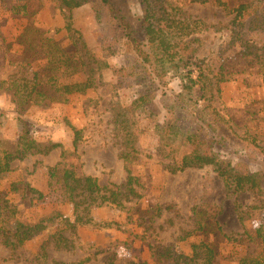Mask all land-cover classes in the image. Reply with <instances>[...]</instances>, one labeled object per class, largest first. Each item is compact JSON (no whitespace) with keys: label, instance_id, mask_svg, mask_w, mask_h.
<instances>
[{"label":"rangeland","instance_id":"obj_1","mask_svg":"<svg viewBox=\"0 0 264 264\" xmlns=\"http://www.w3.org/2000/svg\"><path fill=\"white\" fill-rule=\"evenodd\" d=\"M112 1L139 26V0ZM221 1L233 6L246 0ZM167 3L176 9L177 17L202 24L194 33L199 41L194 42L191 67L195 78L199 71L205 75L208 86L199 90L200 81L183 101L174 97L181 84L175 73H169L155 89L132 54L122 48L112 55L106 53L104 47L112 44L116 30L105 10L95 14L89 5L72 10V27L86 44L82 50L63 28L65 12L56 0H0V80L35 78L38 89L54 96V83L83 81L89 68L94 79L91 88L69 94L64 103L47 98L22 101L13 89L0 84V154L14 149L18 135L26 129L38 141L60 142L67 150L66 167L80 176H96L100 184L122 183L129 169L137 193L116 204L91 202L85 211L91 222L72 230L68 224L75 220L74 204L51 170L61 159L60 150L14 161L15 169L0 177V232H14L17 222L33 225L50 215L52 219L44 220V229L15 248L5 244L0 233V264H74L85 257L89 261L83 264L107 260L113 264H198L201 257L189 259L192 244L201 241L216 251L217 263L237 264V256L254 249L253 242H232L225 234L238 238L244 228L253 231L264 223V201L254 208L260 202L253 194L233 191L211 165L173 174L165 155L175 146L178 157L188 152L190 146L182 140L187 133L193 134L219 158L230 160L236 170L260 171L264 187V153L259 149L264 146L261 59L240 55L242 47L231 41L228 27L233 13L218 1ZM259 44L264 41L257 40ZM104 61L108 66L96 69L97 62ZM120 67L127 68L125 76L113 71ZM138 96L145 97L144 109L140 113L138 109L134 117L140 130L135 142L138 151L125 163L118 156L123 138L115 130L111 106H127ZM71 125L81 130L75 149ZM165 130L176 134L170 135L173 140L164 139L165 134L169 136ZM87 203H80L78 209ZM56 232L67 242H56L52 238Z\"/></svg>","mask_w":264,"mask_h":264},{"label":"trees","instance_id":"obj_2","mask_svg":"<svg viewBox=\"0 0 264 264\" xmlns=\"http://www.w3.org/2000/svg\"><path fill=\"white\" fill-rule=\"evenodd\" d=\"M60 10L64 13L66 22L63 28L69 34V38L82 50L86 49V44L77 29L71 24V14L74 8L83 5H89L96 14L101 9L105 10L113 21V27L116 30L115 38L112 44L106 45L104 50L108 55L117 53L122 48L134 57L135 63L145 73L151 81L153 88L163 84L165 77L169 73H175L180 78V90L174 95L175 100L183 101L194 92V86L201 81L199 90H204L208 86L205 75L199 71L196 78L192 75L191 59L196 47L194 42L199 38L194 33L202 25L200 20H185L176 15V9L168 6L167 0H139L141 4L142 17L137 27L132 18L127 15L126 11L116 5L112 0H56ZM204 1V0H201ZM229 13H233L230 29L231 41L239 43L242 47L240 55H255L258 60L260 72L264 75V44L256 45L258 40L264 41V0H246L237 5L228 6L221 0H216ZM24 10V6H21ZM263 58V60H262ZM97 68L108 66L107 62H97ZM127 68H114L116 75L125 76ZM89 75L83 81L58 84L54 83L55 94L49 96L46 92L38 89L35 78L19 77L8 80H0V84L6 85V89H13L14 94L19 100L30 102L41 101L47 98L55 102H67L68 95L71 93H83L86 89L94 85L92 78L93 68L88 69ZM49 79H51L49 77ZM38 99V100H36ZM174 103V101H173ZM145 97L138 96L127 106L116 104L111 106L113 113V122L117 133L122 134V149L119 152V158L127 162L132 153L138 151L135 147L136 137L140 130L137 129V120L134 118L137 110L144 109ZM73 139L74 149L80 139V129L70 126ZM156 127H159L156 125ZM170 128V127H169ZM169 136H163L169 140L170 135H174L169 130ZM195 135L187 133L182 143L189 145L190 150L180 157L176 151L178 146L169 147L170 155H165L170 159L167 168L171 173H177L190 167H203L211 165L217 175L233 191L247 190L251 192L259 205L253 206L260 208L261 202L264 201V187L261 185L262 173L260 171L251 172L249 170L238 171L230 160L221 159L209 147L204 140L196 139ZM173 138L170 137V141ZM254 141V137L251 139ZM169 143V141H166ZM164 143V145L166 144ZM168 145V144H166ZM60 150V161L51 169L57 180L63 185V190L67 200L73 202L75 210V220L69 222L72 230L77 225L91 222V218L85 212L91 202L96 200L108 201L110 203H119L121 199L133 194L137 196L133 188L135 177L127 169V178L120 184H100L98 178L93 175H77L73 170L66 167L65 153L63 145L54 140L38 141L30 132L24 129L18 135L16 145L12 150H2L0 154V177L15 169L12 166L14 161H21L30 155H48L53 150ZM264 153V146L259 147ZM27 189L37 193L38 197L42 192L27 186ZM82 200H75L76 196L83 195ZM87 203L86 206L78 209L80 203ZM51 215L44 217L36 224L29 225L21 222L16 223L14 232H0L4 237V242L10 248H15L26 239L32 237L35 233L44 229L43 221H50ZM198 228L202 225L197 222ZM227 240L232 242H253L254 249L246 251L236 257L237 264H264V223H260L253 231H247L245 228L239 237L225 234ZM52 238L56 241L67 242L59 232L53 234ZM167 250V249H166ZM193 254L189 260L201 257L198 264H219L214 260L216 251L206 242L192 244ZM44 253V246L41 247ZM166 254V252H165ZM168 255V254H167ZM180 257V256H178ZM89 261L88 257L75 262L74 264H83ZM54 264H59L55 262ZM105 264H113L108 260ZM176 264V262H174Z\"/></svg>","mask_w":264,"mask_h":264},{"label":"crops","instance_id":"obj_3","mask_svg":"<svg viewBox=\"0 0 264 264\" xmlns=\"http://www.w3.org/2000/svg\"><path fill=\"white\" fill-rule=\"evenodd\" d=\"M53 151H54V150H53ZM51 152H52V151H51ZM51 152H50V153H51ZM50 153H49V154H50Z\"/></svg>","mask_w":264,"mask_h":264}]
</instances>
